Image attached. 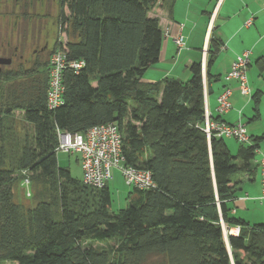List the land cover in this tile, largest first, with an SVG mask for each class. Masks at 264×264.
Instances as JSON below:
<instances>
[{
    "label": "trees",
    "instance_id": "1",
    "mask_svg": "<svg viewBox=\"0 0 264 264\" xmlns=\"http://www.w3.org/2000/svg\"><path fill=\"white\" fill-rule=\"evenodd\" d=\"M57 1L66 41L31 69L0 75V264H264V225L230 215L237 178L254 172L256 142L233 156L223 139L207 140L200 62L185 82H142L161 54L162 31L148 16L158 0ZM220 46L212 35L206 76ZM53 52L83 66L62 71L63 103L49 110ZM106 124L121 136V164L154 184L133 189L116 212L108 185H83L56 156L57 132ZM24 181L31 207L14 199ZM222 224L238 235L224 237Z\"/></svg>",
    "mask_w": 264,
    "mask_h": 264
},
{
    "label": "crops",
    "instance_id": "2",
    "mask_svg": "<svg viewBox=\"0 0 264 264\" xmlns=\"http://www.w3.org/2000/svg\"><path fill=\"white\" fill-rule=\"evenodd\" d=\"M148 16L158 20L163 42L158 63L145 72L142 82L155 83L165 78L185 82L190 78V65L200 62L205 114L230 125L242 123L250 139L249 145L254 141L257 144L252 162L254 172L251 177L243 175L237 179L235 200L230 204L234 210L230 215L236 218L238 214V219L250 226L264 225L251 223L252 219L240 216L236 210H246L251 200L257 201L261 194L259 184L252 198L247 192L237 195L243 180L254 183L257 175L260 177L255 158L257 155L259 159L264 157V0H158ZM249 20L250 25L246 26ZM179 35L184 41L182 49H177L173 41ZM212 35L221 46L206 76ZM244 52H249L246 78L250 97L240 95L237 84L225 80L236 57ZM225 87L232 92L231 110L220 117L216 113V98ZM254 95L258 99L256 106L252 99ZM231 140L224 142L233 155L232 152L236 150L237 153L241 145L236 149Z\"/></svg>",
    "mask_w": 264,
    "mask_h": 264
},
{
    "label": "built area",
    "instance_id": "3",
    "mask_svg": "<svg viewBox=\"0 0 264 264\" xmlns=\"http://www.w3.org/2000/svg\"><path fill=\"white\" fill-rule=\"evenodd\" d=\"M250 25V20L246 26ZM177 49L184 47V41L179 35L174 38ZM249 52H244L236 57L225 77L226 81H233L237 84L240 95L250 97V90L247 85L246 71L249 65ZM48 87L46 92V105L49 110L60 107L63 103L61 84L62 71L71 69L77 73L83 66V62L68 61L64 52H53L48 58ZM232 92L225 87L216 98V113L218 116L227 114L231 110ZM202 131L209 141L211 137L217 139H233L240 145L250 143L246 134L245 126L242 123L230 125L220 120H213L204 116ZM115 124L95 126L88 129L84 134H69L57 132V152L70 156H78V163L81 170L82 184L95 189H103L112 179V170L119 171L124 183L138 191H148L154 188L151 174L148 171L136 170L124 167L121 155V138ZM260 173L261 194L259 202H264V157L258 161ZM28 185V182L25 181ZM224 237L228 235L237 236L239 228L226 229L222 224Z\"/></svg>",
    "mask_w": 264,
    "mask_h": 264
},
{
    "label": "rangeland",
    "instance_id": "4",
    "mask_svg": "<svg viewBox=\"0 0 264 264\" xmlns=\"http://www.w3.org/2000/svg\"><path fill=\"white\" fill-rule=\"evenodd\" d=\"M21 4L24 9L19 8L17 10L13 0H0V49L7 42L10 43L12 49L13 47L18 48L12 59V65L3 69L5 71L11 70L12 73L31 69L35 59L41 62L47 59L48 53L58 39L61 42L66 41V36L59 32L58 18L61 11L57 0H22ZM16 17H18L17 23ZM28 33H30L29 36H27ZM45 45H47V51L41 54ZM4 86L5 83L0 84V89H3ZM13 115L20 126H24V129L29 133L28 127L22 124V115L18 112ZM230 142L236 146V149L240 145L234 140ZM244 146H247V144H244ZM235 153L236 150L232 152L233 155ZM56 156L60 168L69 169L74 179H81L80 165L76 162L78 156H70L68 153L62 152H57ZM258 157L257 155L256 161L260 160ZM237 179L239 180V177ZM259 184V175H257L254 183L243 180L240 184L242 189L237 195H244L247 192L252 198V194ZM108 188L112 197L110 211L116 212L126 208L128 195L133 193V188L124 183L119 171L116 169L112 170V179L108 183ZM30 193L29 186L25 181L22 182L14 190L15 202L25 207H31ZM236 210H238L240 216L252 219L251 223L264 224V202L260 203L259 200L252 199L246 210L241 208ZM236 218L238 219V214Z\"/></svg>",
    "mask_w": 264,
    "mask_h": 264
},
{
    "label": "flooded vegetation",
    "instance_id": "5",
    "mask_svg": "<svg viewBox=\"0 0 264 264\" xmlns=\"http://www.w3.org/2000/svg\"><path fill=\"white\" fill-rule=\"evenodd\" d=\"M29 1V0H28ZM14 2V6L15 8L18 10L19 8L24 9V7L22 6V0H13ZM16 19V23L18 22V17L15 18ZM14 26H16V24H14ZM30 33L27 34V36H29ZM18 51V48L17 47H13V49L11 48V45L9 42L6 43L5 46H3L1 49H0V60H3V61H8L9 63L8 64H0V75L4 74V73H9L12 71H5L3 69H6L8 67H10L12 65V59L13 57L15 56L16 52ZM47 51V45L44 46V49L43 51L41 52L42 53H45ZM37 59H35L36 61ZM13 73H17L16 72H13ZM12 73V74H13Z\"/></svg>",
    "mask_w": 264,
    "mask_h": 264
},
{
    "label": "water",
    "instance_id": "6",
    "mask_svg": "<svg viewBox=\"0 0 264 264\" xmlns=\"http://www.w3.org/2000/svg\"><path fill=\"white\" fill-rule=\"evenodd\" d=\"M8 63H9L8 61L0 60V64H8Z\"/></svg>",
    "mask_w": 264,
    "mask_h": 264
}]
</instances>
